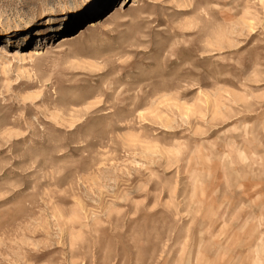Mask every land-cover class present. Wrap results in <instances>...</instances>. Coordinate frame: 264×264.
Returning <instances> with one entry per match:
<instances>
[{
	"label": "rangeland",
	"instance_id": "374dc122",
	"mask_svg": "<svg viewBox=\"0 0 264 264\" xmlns=\"http://www.w3.org/2000/svg\"><path fill=\"white\" fill-rule=\"evenodd\" d=\"M0 264H264V0H0Z\"/></svg>",
	"mask_w": 264,
	"mask_h": 264
},
{
	"label": "bare ground",
	"instance_id": "6f19581e",
	"mask_svg": "<svg viewBox=\"0 0 264 264\" xmlns=\"http://www.w3.org/2000/svg\"><path fill=\"white\" fill-rule=\"evenodd\" d=\"M125 4H126V3H125ZM125 4H124V5H125ZM71 5H73V7H74V4H73V3H72ZM75 8H76V7H75ZM70 37H71V36H65V37H63V38H64L63 40L65 41V40H68V39H73V37H71V38H70Z\"/></svg>",
	"mask_w": 264,
	"mask_h": 264
}]
</instances>
